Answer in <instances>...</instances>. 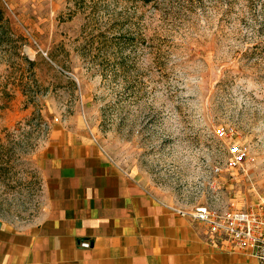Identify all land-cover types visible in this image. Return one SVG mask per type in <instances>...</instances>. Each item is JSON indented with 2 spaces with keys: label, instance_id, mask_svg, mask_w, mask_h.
<instances>
[{
  "label": "rangeland",
  "instance_id": "1",
  "mask_svg": "<svg viewBox=\"0 0 264 264\" xmlns=\"http://www.w3.org/2000/svg\"><path fill=\"white\" fill-rule=\"evenodd\" d=\"M1 4L0 151L20 160L0 171V264L43 207L37 154L61 126L84 127L180 216L264 205V0ZM210 260L257 264L244 251Z\"/></svg>",
  "mask_w": 264,
  "mask_h": 264
},
{
  "label": "crops",
  "instance_id": "2",
  "mask_svg": "<svg viewBox=\"0 0 264 264\" xmlns=\"http://www.w3.org/2000/svg\"><path fill=\"white\" fill-rule=\"evenodd\" d=\"M50 137L37 154L43 207L11 235L4 264H211V249L229 253L114 166L84 127L61 126Z\"/></svg>",
  "mask_w": 264,
  "mask_h": 264
},
{
  "label": "built area",
  "instance_id": "3",
  "mask_svg": "<svg viewBox=\"0 0 264 264\" xmlns=\"http://www.w3.org/2000/svg\"><path fill=\"white\" fill-rule=\"evenodd\" d=\"M223 129L219 135L224 136ZM232 151L241 160L245 153L238 147ZM205 228L211 246L229 251H245L264 264V205L258 208H237L201 203L189 210H179ZM90 247L89 240L81 243Z\"/></svg>",
  "mask_w": 264,
  "mask_h": 264
},
{
  "label": "trees",
  "instance_id": "4",
  "mask_svg": "<svg viewBox=\"0 0 264 264\" xmlns=\"http://www.w3.org/2000/svg\"><path fill=\"white\" fill-rule=\"evenodd\" d=\"M141 1H145V2H148L150 0H141ZM9 21H8V18L6 16V11L4 9V7L2 6L1 4V0H0V34L2 32H6L7 33V30H9ZM37 117H40V114L37 116ZM16 139H13V144H14V148L15 145L17 144L16 142ZM7 148V144H3L2 143V139L0 138V150H4ZM0 151V160L2 162H0V171L4 172L5 170H7L8 167H10V162H8V160L10 161V159H17L18 161L20 160V157L18 156V153L16 154V157H14V155L12 156H5L2 154V152Z\"/></svg>",
  "mask_w": 264,
  "mask_h": 264
},
{
  "label": "water",
  "instance_id": "5",
  "mask_svg": "<svg viewBox=\"0 0 264 264\" xmlns=\"http://www.w3.org/2000/svg\"><path fill=\"white\" fill-rule=\"evenodd\" d=\"M0 226H1V223H0Z\"/></svg>",
  "mask_w": 264,
  "mask_h": 264
}]
</instances>
